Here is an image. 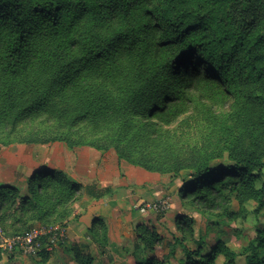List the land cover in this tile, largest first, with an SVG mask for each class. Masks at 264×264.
Masks as SVG:
<instances>
[{"label": "trees", "instance_id": "16d2710c", "mask_svg": "<svg viewBox=\"0 0 264 264\" xmlns=\"http://www.w3.org/2000/svg\"><path fill=\"white\" fill-rule=\"evenodd\" d=\"M199 83L214 98L231 99L239 112L230 129L241 133L228 145L231 164L194 166L180 197L227 212L238 194L263 208L264 0H0L3 126L60 113L76 122L112 119L121 129L142 120L154 125L157 135L154 119L172 124ZM118 157L150 172L167 171ZM84 190L95 199L104 195L62 172L36 171L25 192L17 187L0 192V226L7 235L25 234L33 213L66 227L74 215L69 203ZM179 232L186 251L181 264H215L218 251L193 259L184 245L195 237L192 220L182 222ZM88 235L98 256L111 255L102 219H94ZM142 237L132 252L135 264H168L166 256H148L153 247ZM69 253L76 264H95L89 244H71ZM1 255L0 249V261ZM246 264H264V231L252 241Z\"/></svg>", "mask_w": 264, "mask_h": 264}, {"label": "rangeland", "instance_id": "374dc122", "mask_svg": "<svg viewBox=\"0 0 264 264\" xmlns=\"http://www.w3.org/2000/svg\"><path fill=\"white\" fill-rule=\"evenodd\" d=\"M183 104L184 114L172 124L167 125L154 119L161 130L157 135L154 125L137 119L125 129H121L118 122L112 119L76 122L69 118L70 115L63 120L60 113L38 114L16 127L3 126L0 121V146L16 141L51 142L39 145H44L48 150L47 160L56 163L55 165L69 159V174L73 173L71 165L75 153L83 145L103 147L105 151H99L102 158H108L109 154H116L117 157L122 154L123 158L128 156L138 164H150L157 170H167L150 172L129 163L153 174L152 179L143 187L116 184L97 188L95 184L83 185L104 194L97 202L102 210V218L110 221L112 232L102 220L109 228L108 249L111 255L98 256L97 248L88 232L80 237H77L79 233L76 232L70 238L67 231L65 241L57 245L50 243L48 237L43 239L42 248L34 255L1 250L4 256H1L0 264H76L69 253V246L73 243L89 244L96 257L95 264H135L132 252L135 245L143 240L142 236L153 247V251L148 253L149 257L162 259L166 256L168 264H181L186 259V251L178 243L183 238L179 225L185 220H192L195 229L194 239L184 242L193 259H199L200 254L207 255L218 251L215 264H246L252 241L257 238L259 231H264V207L259 208V204L253 199H244L245 197L234 194L227 212L209 211L202 206L193 205L190 200L182 199L179 195V191L193 180L194 166L201 163L212 167L231 164L228 145H231L230 141L241 130L230 128L236 121L234 113L238 114L239 110L231 99L214 98L200 83L188 94ZM118 146L122 148L120 152ZM66 151L69 152L67 157L64 153ZM146 152L153 154L154 159L145 155ZM120 159V162H126V159ZM122 173V178H126L125 173ZM123 183L127 184L129 180L126 178ZM257 185L260 187L261 183ZM107 189L108 192L105 191ZM139 192L151 194V198L147 201L138 200ZM163 200H168L170 205L165 212L135 208L141 204ZM94 201L89 192L84 190L81 197L69 203V207L73 208L74 215L79 219L87 213L89 207H93L91 205ZM96 218L101 219L94 217ZM29 220L32 222L31 229H51L56 226L52 224V219L50 222L40 220L33 213ZM154 235L158 239L153 238ZM45 254L48 256H44Z\"/></svg>", "mask_w": 264, "mask_h": 264}, {"label": "crops", "instance_id": "0c3cea01", "mask_svg": "<svg viewBox=\"0 0 264 264\" xmlns=\"http://www.w3.org/2000/svg\"><path fill=\"white\" fill-rule=\"evenodd\" d=\"M47 151L44 145L39 144L0 146V192L4 191L3 189H7V187H17L22 192H25L29 178L36 171L45 169L62 172L67 178L75 180L84 186L95 184L97 188L112 187V185L116 184L143 187L153 176V174L134 167L127 162H120L116 154H109L108 158H102L101 152L90 147H83L77 150L71 165L73 173L69 174V159L66 162L55 165L56 163L47 160ZM64 153L67 157L69 152L66 151ZM122 172L125 173L129 183H123L126 178H122ZM95 194L99 195L97 192ZM150 198L151 194L138 193V200L147 201ZM97 201L99 200L95 199L94 204L91 205L93 207H89L87 213L79 219L76 218V215L71 217L67 224L70 238H73L76 232L79 233L77 237H80V235L84 236L92 226L94 217H101L111 231L110 221L102 218V210H100L99 202ZM121 238H123L122 235ZM3 254L4 252H2L1 256H4Z\"/></svg>", "mask_w": 264, "mask_h": 264}, {"label": "built area", "instance_id": "2783aa9c", "mask_svg": "<svg viewBox=\"0 0 264 264\" xmlns=\"http://www.w3.org/2000/svg\"><path fill=\"white\" fill-rule=\"evenodd\" d=\"M143 205L135 206V208L142 211L165 212L170 207L168 200ZM46 237L50 239V243L57 245L67 238V229L60 225L51 229L34 227L25 234L11 236L7 235L0 226V249L5 252H21L25 255H34L42 248L43 239Z\"/></svg>", "mask_w": 264, "mask_h": 264}]
</instances>
